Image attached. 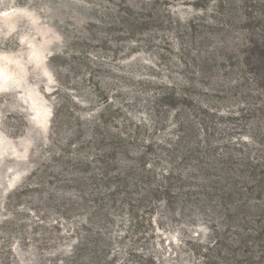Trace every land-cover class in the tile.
Returning <instances> with one entry per match:
<instances>
[{
	"label": "rangeland",
	"instance_id": "1",
	"mask_svg": "<svg viewBox=\"0 0 264 264\" xmlns=\"http://www.w3.org/2000/svg\"><path fill=\"white\" fill-rule=\"evenodd\" d=\"M161 1H167L158 6L168 27L144 31L133 47L120 31L108 30L98 9L140 4L135 1L0 0V264H49L47 254L70 242L49 224L64 216L62 228L69 230L86 215L79 233L86 235L88 248L78 264H137L149 256L167 264H216L195 246L209 217L132 211L105 185L86 190L91 180L85 186L67 181L76 171L71 157L94 152L64 144L80 114L96 109L107 95L120 107L111 110L107 128L141 117L145 107L130 101L141 88L133 77L141 73L186 87L195 100L218 111L243 115L244 135L260 130L264 71L257 69L254 44L256 35H264V0ZM90 21L96 23V38L84 45L80 38L91 37ZM88 132L83 129L80 139ZM149 136L145 131L140 137ZM95 169L92 164L74 177ZM92 189H101L102 199L89 201L86 191Z\"/></svg>",
	"mask_w": 264,
	"mask_h": 264
},
{
	"label": "trees",
	"instance_id": "2",
	"mask_svg": "<svg viewBox=\"0 0 264 264\" xmlns=\"http://www.w3.org/2000/svg\"><path fill=\"white\" fill-rule=\"evenodd\" d=\"M132 1L140 4H119L112 11L95 9L107 19L109 31H120L135 47L140 45L138 36L144 31L168 27L165 10L158 6L167 1ZM193 5L203 4L194 1ZM87 24L86 29L92 35L80 38L84 45L96 38L92 30L96 23ZM254 45L259 59L257 69L264 71L263 34L256 35ZM145 46H152L151 39L146 38ZM136 57L131 56V61ZM144 64L155 68L152 61L144 60ZM133 78L141 88L130 101L145 107V112L141 117L126 120L122 128L117 125L107 128L114 115L111 110L119 111L120 107L113 103L112 97L103 95V105L80 114L78 125L64 144L68 148L91 147L94 152L89 157H71L68 163L70 168L76 166V171L70 173L67 181L85 186L91 180L86 190L105 185L113 199L122 195V201L132 211L141 208L153 214L167 209L177 216L200 213L209 217L196 234L199 238L195 246L203 251V256L216 259V264H220L219 259L222 264H264V117L260 130L245 136L242 133L245 124L240 120L243 115L218 111L198 102L186 87L159 80L155 75L141 73ZM72 102L78 104L73 98ZM59 111L60 106L55 107V117ZM249 116L248 119L253 115ZM85 128L89 132L80 139ZM145 131L151 136L142 139ZM138 143L140 147L131 149ZM120 153L125 154V159L118 157ZM92 164L96 168L93 173L74 177ZM86 194L89 201L90 196L92 201H99L104 192L92 189ZM62 219L49 225L66 233L70 242L50 251L46 260L49 264L55 258L53 264H78L88 248L86 235L79 233L87 225L88 215L69 230H63ZM96 236L95 232L93 237ZM59 255L62 257L58 258ZM137 264L167 263L149 256Z\"/></svg>",
	"mask_w": 264,
	"mask_h": 264
},
{
	"label": "bare ground",
	"instance_id": "3",
	"mask_svg": "<svg viewBox=\"0 0 264 264\" xmlns=\"http://www.w3.org/2000/svg\"><path fill=\"white\" fill-rule=\"evenodd\" d=\"M7 73V71L5 72V74Z\"/></svg>",
	"mask_w": 264,
	"mask_h": 264
}]
</instances>
